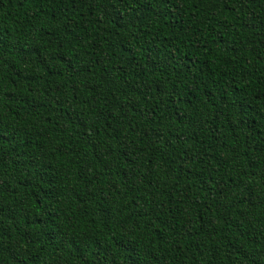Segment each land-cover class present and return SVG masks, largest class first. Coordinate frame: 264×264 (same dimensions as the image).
Segmentation results:
<instances>
[{"label":"trees","instance_id":"16d2710c","mask_svg":"<svg viewBox=\"0 0 264 264\" xmlns=\"http://www.w3.org/2000/svg\"><path fill=\"white\" fill-rule=\"evenodd\" d=\"M0 264H264V0H0Z\"/></svg>","mask_w":264,"mask_h":264}]
</instances>
